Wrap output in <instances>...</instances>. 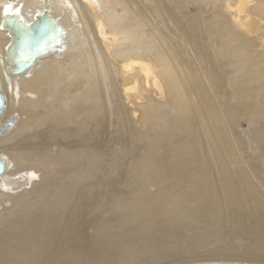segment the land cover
Wrapping results in <instances>:
<instances>
[{
  "label": "bare ground",
  "instance_id": "obj_1",
  "mask_svg": "<svg viewBox=\"0 0 264 264\" xmlns=\"http://www.w3.org/2000/svg\"><path fill=\"white\" fill-rule=\"evenodd\" d=\"M45 10L62 47L9 73L5 15ZM0 80L14 111L16 84L39 96L0 136V264H160L264 239L262 188L227 153L245 118L264 138V0H0Z\"/></svg>",
  "mask_w": 264,
  "mask_h": 264
},
{
  "label": "rangeland",
  "instance_id": "obj_2",
  "mask_svg": "<svg viewBox=\"0 0 264 264\" xmlns=\"http://www.w3.org/2000/svg\"><path fill=\"white\" fill-rule=\"evenodd\" d=\"M197 7H198L197 5H191L190 13L191 12L193 14L198 13ZM28 85L31 86L33 85V83H29ZM11 92L13 93V101L15 102V98H17L18 101L17 104L15 105V111H14V108L11 109L10 99L6 93L9 100L8 108H7L8 111L6 110V112H9L12 117L17 118V124L7 135L9 134L15 135L31 119V116L23 111V109L25 108L24 101L31 96L34 97V94L36 95L35 97L37 99L39 98L37 92L36 93L31 92L29 94L24 93L23 99L22 101H20L21 91H20V86L18 84H16V87L14 89H11ZM262 127L263 125L250 122L246 118L241 120L239 123L238 132L242 137L244 144L242 145L241 141H239L238 145H236L233 139H231L228 145L227 153L230 164H232L235 167H245L248 175L253 177L260 184L262 188L261 190L263 191L262 195H264V138L260 136ZM24 176H25V180H24L25 182H20L22 186L19 189L23 188V186L24 187L27 186V188L32 186V180L34 178L26 174H24ZM36 176H35L36 178H39V175ZM116 185H118L117 186L118 190L125 191L131 189L129 187H125L120 182L119 178ZM231 238L232 239H228V241H226L227 243L230 244L229 246H232L229 247L231 248V252L228 254H224L222 256L207 255V257L206 256L195 257V255L192 256V254H188L187 256L176 257L173 258L172 260H168L160 264H196V263H207V262H236V263H248V264H264V260L261 261V259L264 258V239H256L254 237L247 238L237 233H233L231 235ZM215 247H217L216 244L211 243L209 244V246H205V248L203 249L199 247L196 248V250L195 248L193 249L195 253H198L200 251L201 252L211 251ZM245 253H249L250 255L254 254L253 257L252 256L250 257H252L256 261L258 260L259 261L258 262L246 261L245 260L246 257H244L245 255H243ZM241 256L244 258H242ZM224 258L227 259L225 260Z\"/></svg>",
  "mask_w": 264,
  "mask_h": 264
},
{
  "label": "water",
  "instance_id": "obj_3",
  "mask_svg": "<svg viewBox=\"0 0 264 264\" xmlns=\"http://www.w3.org/2000/svg\"><path fill=\"white\" fill-rule=\"evenodd\" d=\"M8 6V10H9ZM2 26L12 36L7 47L8 72L13 75L24 74L42 57L51 54L62 47L63 29L51 16L48 10L38 14L31 23H26L16 13H8L3 19ZM8 96L4 92L0 80V119L8 108ZM17 123V118L9 119L0 128V136L6 134ZM7 164L0 159V174H3ZM197 264H248L236 262H208Z\"/></svg>",
  "mask_w": 264,
  "mask_h": 264
}]
</instances>
